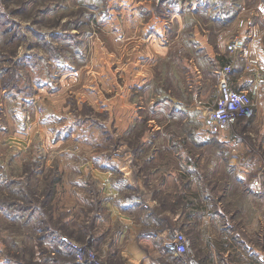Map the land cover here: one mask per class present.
<instances>
[{
    "label": "rangeland",
    "instance_id": "374dc122",
    "mask_svg": "<svg viewBox=\"0 0 264 264\" xmlns=\"http://www.w3.org/2000/svg\"><path fill=\"white\" fill-rule=\"evenodd\" d=\"M238 37L264 73V0H0V264H264V97L203 112Z\"/></svg>",
    "mask_w": 264,
    "mask_h": 264
},
{
    "label": "built area",
    "instance_id": "2783aa9c",
    "mask_svg": "<svg viewBox=\"0 0 264 264\" xmlns=\"http://www.w3.org/2000/svg\"><path fill=\"white\" fill-rule=\"evenodd\" d=\"M230 46L233 51L243 50L247 53V46L243 38H236ZM245 68L254 74V85L249 89H238L234 86L235 68L233 64L229 63L219 68V97L214 103L207 104L203 111L205 124L211 131L216 132L229 128L240 115L250 116L253 114L252 96L255 91L264 86V73L261 71L259 58L252 55L247 57ZM177 238V242L174 241L170 245H174L183 261L197 264L193 258H188L186 254L190 250L189 240L179 232Z\"/></svg>",
    "mask_w": 264,
    "mask_h": 264
},
{
    "label": "crops",
    "instance_id": "0c3cea01",
    "mask_svg": "<svg viewBox=\"0 0 264 264\" xmlns=\"http://www.w3.org/2000/svg\"><path fill=\"white\" fill-rule=\"evenodd\" d=\"M245 55L248 56L245 52ZM246 66V63H245ZM244 67H237L235 68L234 72V81L233 84L236 88L241 89V88H251L254 85V76L250 74V72L247 70V68ZM253 94H255L256 99L260 102L263 103L262 98L264 97V90H257ZM202 96V95H200ZM176 100V98H174ZM116 119L119 120V117L116 116ZM264 148V147H263ZM136 252V251H134ZM140 251L139 255L140 256ZM142 257V256H141Z\"/></svg>",
    "mask_w": 264,
    "mask_h": 264
},
{
    "label": "trees",
    "instance_id": "16d2710c",
    "mask_svg": "<svg viewBox=\"0 0 264 264\" xmlns=\"http://www.w3.org/2000/svg\"><path fill=\"white\" fill-rule=\"evenodd\" d=\"M224 58V61H226V62H231L232 61V59L231 58H229L228 56H224L223 57ZM246 63V62H245ZM235 68H237L236 66H234ZM29 181V180H28ZM28 181H26L27 182V186H28ZM23 182L22 181H16V182H13L12 184H19V185H21ZM11 184V185H12ZM19 188V187H18ZM11 205V204H10Z\"/></svg>",
    "mask_w": 264,
    "mask_h": 264
}]
</instances>
